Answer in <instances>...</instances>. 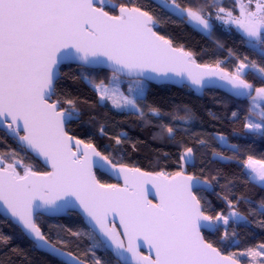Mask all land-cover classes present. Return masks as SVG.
Here are the masks:
<instances>
[{"label": "water", "instance_id": "obj_1", "mask_svg": "<svg viewBox=\"0 0 264 264\" xmlns=\"http://www.w3.org/2000/svg\"><path fill=\"white\" fill-rule=\"evenodd\" d=\"M100 2L0 0V130L48 170L18 178L0 164V216L65 264L88 263L49 242L37 217L77 213L121 264H241L204 238L217 228L195 194L208 183L112 163L67 132L77 117L52 98L65 65L187 86L197 95L215 89L246 99L252 86L197 63L159 35L146 12L110 4L114 16ZM97 172L114 183L102 184Z\"/></svg>", "mask_w": 264, "mask_h": 264}, {"label": "trees", "instance_id": "obj_2", "mask_svg": "<svg viewBox=\"0 0 264 264\" xmlns=\"http://www.w3.org/2000/svg\"><path fill=\"white\" fill-rule=\"evenodd\" d=\"M105 1L99 6L114 16L118 10L110 4L146 12L155 22V31L173 46L189 52L201 65L242 78L252 91L246 99H236L215 89L197 95L187 86L147 83L145 97L138 101L140 112L118 110L109 101L101 103L92 86L108 84L113 72L65 65L52 100L77 117L67 132L94 145L116 165L167 176L183 172L208 183L209 190L195 193L203 212L225 221L216 225L215 233L205 232V240L241 264H264V186L245 168L249 159L264 162V103L253 111L251 100L257 89L264 88V38L262 50L256 49L237 30L217 21L219 8L237 14L238 0L170 1L182 11L210 20L208 34L158 0ZM250 120L256 130L247 128ZM219 136L229 146L222 145ZM187 152L192 159L185 162ZM217 155L230 160L222 161ZM14 161L31 166L36 173L48 172L0 130V164ZM97 177L102 184L113 183L99 172ZM37 225L49 242L88 264H121L77 213L63 218L39 216ZM0 264L65 263L38 251L18 226L0 216Z\"/></svg>", "mask_w": 264, "mask_h": 264}, {"label": "rangeland", "instance_id": "obj_3", "mask_svg": "<svg viewBox=\"0 0 264 264\" xmlns=\"http://www.w3.org/2000/svg\"><path fill=\"white\" fill-rule=\"evenodd\" d=\"M171 0H158V2L169 10L176 13L179 16L186 15L188 22L201 30L203 33L208 34L211 25L210 20L204 19L197 13L185 12L178 9ZM222 1V0H218ZM253 1V0H250ZM255 2V1H253ZM103 5L106 3L105 0H101ZM255 5L250 4L247 0L238 1V13L234 14L230 10L219 8L217 10L215 18L225 28H233L242 34L248 41V44L252 45L256 49L262 50L261 42L264 38V0L255 2ZM256 5L261 6L260 13H257ZM94 89L98 92L100 102L109 101L110 104L118 110L126 111H137L140 112V106L138 104L139 99L145 97L147 90V82L142 79H126L114 75L108 84L100 83L93 84ZM253 111H259L260 104L264 103V88L257 89L252 96ZM254 118L251 115V119ZM258 125V123H255ZM256 126L253 125V121L250 120L248 123L249 130H256ZM219 140L222 145L229 146L227 140L223 136H219ZM191 156L190 152L185 153L183 160L186 162L188 156ZM222 161H229L230 159L223 155H217ZM5 169L12 170L18 178L26 176L29 172H35L31 166H27L21 162L14 161L12 163L5 164ZM248 170L253 171L248 167ZM183 173V172H182ZM254 174V173H253ZM255 175V174H254ZM252 179L256 181L258 176H252ZM216 221L217 224L223 223L225 220L221 217Z\"/></svg>", "mask_w": 264, "mask_h": 264}, {"label": "crops", "instance_id": "obj_4", "mask_svg": "<svg viewBox=\"0 0 264 264\" xmlns=\"http://www.w3.org/2000/svg\"><path fill=\"white\" fill-rule=\"evenodd\" d=\"M247 166L250 167V169L253 171V173L256 176H258L256 182L264 186V162L255 161L253 159H249L247 161L245 168L247 172H249V175H251L252 178V176L255 177V175L248 170Z\"/></svg>", "mask_w": 264, "mask_h": 264}, {"label": "flooded vegetation", "instance_id": "obj_5", "mask_svg": "<svg viewBox=\"0 0 264 264\" xmlns=\"http://www.w3.org/2000/svg\"><path fill=\"white\" fill-rule=\"evenodd\" d=\"M248 2H249L250 4H252V5H255V4H254L255 2H253V1H248ZM258 7H259V6H258ZM113 183H114V182H113ZM113 183H112V184H113ZM108 185H110V184H108Z\"/></svg>", "mask_w": 264, "mask_h": 264}]
</instances>
